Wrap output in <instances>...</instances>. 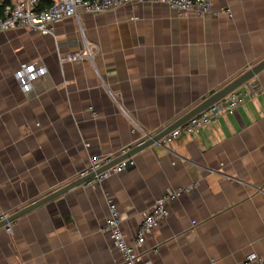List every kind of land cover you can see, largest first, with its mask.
Returning <instances> with one entry per match:
<instances>
[{"label": "crops", "instance_id": "obj_1", "mask_svg": "<svg viewBox=\"0 0 264 264\" xmlns=\"http://www.w3.org/2000/svg\"><path fill=\"white\" fill-rule=\"evenodd\" d=\"M213 8L230 14L181 16L142 2L66 19L50 35L0 33V219L75 181L90 158L114 161L133 149L134 124L156 136L261 62L264 0H213ZM87 47L91 58L60 61ZM33 62L48 73L23 94L14 74ZM236 91L249 94L233 113L142 151L103 185H82L13 221L10 233L0 228V264H123L102 231L106 196L132 244L153 203L187 188L137 250L142 261L264 258V71Z\"/></svg>", "mask_w": 264, "mask_h": 264}, {"label": "built area", "instance_id": "obj_2", "mask_svg": "<svg viewBox=\"0 0 264 264\" xmlns=\"http://www.w3.org/2000/svg\"><path fill=\"white\" fill-rule=\"evenodd\" d=\"M142 2L167 6L181 16L194 14L202 18L205 16L230 14L229 10L215 12L213 0H50L49 6L46 7L42 6V0H0V33L25 28L41 35H50L53 33V26L66 19L79 20L81 14H104L121 7H135ZM92 56V50L87 47L86 51L82 53L70 54L64 58L60 57V61H78L91 58ZM47 73L48 70L45 66L33 62L22 64L15 72L14 77L21 92L29 94L33 92L35 83L45 77ZM255 90L256 85H250L249 92H254ZM249 92L241 93L235 90L207 110L190 119L186 124L163 137L159 144L168 147L171 142L178 139L182 134L197 132L217 122L225 114L233 113L245 102V97ZM90 111L93 116H96L93 109H90ZM133 133L139 135L137 144L155 136L140 129L136 124H134ZM127 152L128 150H124L122 155ZM112 161L113 158H90L87 166L79 172L76 180L94 175L83 186H101L112 176L121 174L128 167L134 165V161L130 158L99 173L102 168L109 165ZM191 190L192 188L168 191L158 198L144 215L132 244L127 242L123 232L122 218L117 203L109 196H106L108 214L102 231L111 237L116 250L122 257L123 264H150L141 260L137 250L145 244L146 239L154 233L159 225L168 218L170 204ZM7 217L2 216L0 221L6 220ZM5 231L10 233L12 228L7 226ZM247 262L264 264V258L256 254H250L247 257Z\"/></svg>", "mask_w": 264, "mask_h": 264}, {"label": "water", "instance_id": "obj_3", "mask_svg": "<svg viewBox=\"0 0 264 264\" xmlns=\"http://www.w3.org/2000/svg\"><path fill=\"white\" fill-rule=\"evenodd\" d=\"M264 71V59L256 64L255 66L251 67L248 71L244 72L242 75L237 77L235 80H233L231 83L226 85L224 88L216 92L214 95L208 97L204 102L193 108L190 112H188L186 115L181 117L177 122L166 128L161 133L154 136L152 139H149L143 143L137 144L133 149L128 151L123 156L117 158L116 160L112 161L109 165L102 168L100 172L109 169L126 159H130L133 156L141 153L142 151L151 148L155 145H160L159 141L177 129L178 127L186 124L190 119L194 118L195 116L199 115L203 111L207 110L210 106L214 105L215 103L219 102L222 98L226 97L230 93L234 92L235 90L239 89L242 85L245 83L251 81L253 78L257 77L260 73ZM94 175L89 176L88 178L75 180L69 184H66L65 186L55 190L54 192L48 194L44 198L37 200L33 202L28 207L16 212L15 214L8 216L6 220L0 222V228L9 226L10 223L13 221L19 219L20 217L26 215L27 213L41 207L47 204L54 203L55 201H60L66 194L70 193L74 189L82 186L88 179L92 178Z\"/></svg>", "mask_w": 264, "mask_h": 264}, {"label": "trees", "instance_id": "obj_4", "mask_svg": "<svg viewBox=\"0 0 264 264\" xmlns=\"http://www.w3.org/2000/svg\"><path fill=\"white\" fill-rule=\"evenodd\" d=\"M50 0H42V6L46 7L49 6Z\"/></svg>", "mask_w": 264, "mask_h": 264}]
</instances>
